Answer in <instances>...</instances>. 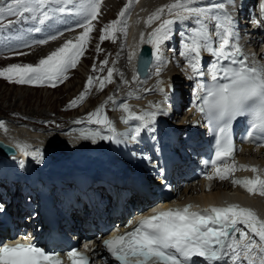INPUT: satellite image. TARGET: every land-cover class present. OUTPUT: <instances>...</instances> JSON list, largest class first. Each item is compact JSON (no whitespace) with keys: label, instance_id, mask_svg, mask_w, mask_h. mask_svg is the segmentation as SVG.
<instances>
[{"label":"snow or ice","instance_id":"6c2138e0","mask_svg":"<svg viewBox=\"0 0 264 264\" xmlns=\"http://www.w3.org/2000/svg\"><path fill=\"white\" fill-rule=\"evenodd\" d=\"M57 5H74L77 15L82 18L77 21V26L83 31L75 38L66 40L62 46L56 48L46 57L39 60L36 65L11 64L0 69V77L9 82L18 84L42 85L45 83L55 87L57 83L66 79V72L75 68L80 57L83 55L89 35L94 29L92 21L98 18L101 0H11L4 5L7 13L16 16L17 19H35V16L25 17L24 13H40V23L48 20L50 12H72V8L57 7L47 8L50 3ZM137 0H128L118 14L117 20L109 22L101 30L100 40L115 38L117 31L127 34V25L122 18H126L128 11ZM260 11L264 13V0L260 2ZM165 13L171 18H163ZM4 15L0 11V17ZM159 21L150 33H140V43L151 45V59L156 62V75L159 76L166 63L163 57L162 45L171 38L173 25L177 22L194 21L193 27L189 28L182 39L180 55L186 60L188 69L193 76L200 77L194 90L196 102L194 107L200 112L217 134L215 165L221 158L233 156L234 144L230 136L231 122L239 116L248 115L251 119L250 128L264 131V65H257L255 61H249L248 56L239 45V36L234 31V20L225 10L224 3L210 6H196V0H173L168 5L161 6L153 11L145 20L147 26ZM214 22V31L208 28V23ZM14 21L0 24V28L11 27ZM259 23V21H254ZM121 25L122 27H118ZM40 29L37 28L36 31ZM59 35H63L60 33ZM57 39L56 35L49 37ZM37 43L45 44L48 40H40ZM29 47L30 45H25ZM97 47V51H99ZM207 52L215 57V62L209 65L210 82L204 83V71L202 70V53ZM23 52H14L13 55H25ZM136 52L129 53L131 62ZM228 63L225 64L224 62ZM108 61L101 62L100 71ZM93 65V71H96ZM113 68L107 69V76L100 79L90 76L85 84V92L80 97L70 101L69 106H77V100H83L85 94L98 80L100 89L103 90L105 82L111 83ZM134 76L133 80H137ZM223 81V82H221ZM124 83H128L124 81ZM158 85L163 81L159 80ZM158 90L167 96L164 87ZM145 91H151L145 89ZM135 98L139 99V96ZM111 100V98H109ZM104 105L98 107L93 113L88 114V121L96 124H105L112 135L102 136L100 131L81 132L84 139L97 138L116 140L117 132L114 123L99 117ZM119 107L128 113L122 116L124 123L131 119L141 122L147 127L154 123L159 114L160 104L150 102V109L142 113H134L130 110L127 102ZM81 121H77L80 123ZM0 129L7 132L3 121H0ZM141 131L137 125L131 135L136 140ZM251 132L249 136H251ZM15 147L24 156L31 155L38 162L42 160V152L29 151L30 146L17 141ZM241 169H250L254 174L258 173L255 165H240ZM236 170L235 165L225 166L223 169L215 168L214 175L206 178L211 180L218 177L220 180L228 179L229 175ZM233 185H240L249 194L258 193L264 197V178L254 175L252 178L233 179ZM192 205L182 208L159 211L151 216L142 217L135 228L124 233H114L112 237L103 241L110 256L117 264H197L198 260L206 264H264V219H261L255 210L243 207L239 204L227 206H209L205 209L193 211ZM132 222H129V227ZM247 229L248 231H245ZM253 236L258 237L257 243ZM72 264H90L89 259L76 249L67 253ZM0 264H63L58 254L46 252L44 249L32 244H16L13 246L4 244L0 246Z\"/></svg>","mask_w":264,"mask_h":264},{"label":"bare ground","instance_id":"6f19581e","mask_svg":"<svg viewBox=\"0 0 264 264\" xmlns=\"http://www.w3.org/2000/svg\"><path fill=\"white\" fill-rule=\"evenodd\" d=\"M0 1H3V0H0ZM172 1L173 0H168V1H165V0H152V1L151 0H146V3L142 7H139V15L133 21L132 27H134L136 29L137 28L138 29L142 28L144 30H147V28L151 27V26L149 27V26H147L145 24V20L147 19V17L153 11H155L157 8H159L161 6H164V5H168V4L172 3ZM219 1L221 2L222 0H219ZM249 1H251V0H249ZM153 2L155 4H153ZM212 4H216V3H208V1H206V4H203V5L196 4V6H210ZM224 4H226L225 1H224ZM147 7H148V14L146 15L145 12H146V8ZM0 11H3L4 14L7 13V11H6V9H4V7H1ZM8 16L10 18V20H8V21H14V23H12L11 27L1 28L3 30L4 35L1 33L3 37H2V41H0V50H3L2 47L4 45L15 43V42H17L19 40V35H18L16 30L20 29V27L23 25V23L27 21V19H19L18 20L16 16H13V15H10V14H8ZM24 16L27 17L28 16L27 13H24ZM108 16H109V14L105 17V19ZM166 16H165V18H171L167 14H166ZM8 21L6 22V24L8 23ZM156 23H158V21L153 23V24H156ZM193 25H194V21L177 22L175 25H173L172 31H171V37L174 35L173 36L174 39L171 40V38H170L168 41H166L162 45V50L164 52L163 55L166 56V57L169 56L168 62H170V61L172 62V60L175 61V62L176 61H180L181 64H180L179 67L176 65L177 67L175 68V70L166 71L163 75H161V73H160V75L157 76L155 74L156 73V67H154L152 65L150 67V69H149V74H148V76L146 78L137 79V80H141L142 81V82L139 83V84H141L140 87H137L138 85L137 86H133L132 84L125 83L126 89L125 90L122 89L121 94L119 95V97H123L122 100L123 101L125 100V102H127L130 105V109L131 110L138 108L140 110V113H142L143 111L151 110L150 109V102H152V103H157L158 102L160 104V102L164 101V100L160 101V99L162 97L166 98L165 101L167 103H169V97H168L169 95L165 96L164 94H162L158 90L159 87H163V85L165 83L166 84L169 83V84L172 85V87L174 88L175 92H176V89L178 90V92H176V94L182 95L183 91L185 92V91L189 90L188 80H189L190 84H192L194 79L198 78L197 76H193L192 77L193 80H192V78L191 79L189 78V76L191 75V70L188 69L187 64L182 65L184 63V61H185V58L183 56L179 57L178 54H177L178 50L176 49L177 42L180 43V46L182 47V43L179 42V40L182 39V37H184L186 35L187 30L189 28L193 27ZM118 26H121V25H118ZM153 28H155V26L150 28L151 29L150 31H152ZM208 28L210 30L214 31V22H209L208 23ZM174 30H176L175 32H178L179 37H175L176 35L174 34ZM82 31H83V29H82ZM75 36L77 37V35H75ZM0 38H1V35H0ZM71 38L73 39L74 35L70 36V39ZM68 39H69V36L65 35V36L59 38L58 41L57 40L51 41V42H53V45H51L52 48L47 49V50L44 47V44L42 45V47L37 45L39 48L37 49L36 53H32V55H30V53H28L29 51H26V53H27L26 56H29L27 59L30 60V61H33L34 60L33 57H36V61L38 62V58H39L38 56L39 55L40 56L41 55L47 56L52 51H54L56 48L62 46L63 43L66 40H68ZM116 39H118L116 36H115V38H109V39H106V40H103V41H101V40L97 41L96 39H94L93 42L91 43V46L94 45L96 51H97V47H99V49H100L99 51H103L104 55H105V52L111 50V48L114 49V52L111 54L112 61L110 62V65L103 67V70L106 71V72H107L108 68H113L114 70H116L114 72V74H115L114 79H115L116 82H118V84H120L123 81V75H121L120 70H119L120 65H121V67L123 66L124 72H126V73H127L128 67L131 70V64L135 61V57L136 56L133 57L131 62L129 61L128 56H129V53H131V52H137V49H138L137 47L140 44V35H139V37L137 39L133 38L134 44H132V45H131V38L128 41L124 40L125 41V42H123L124 43V47H122L123 48L124 61H123L122 64H121V62H120V64L117 63V61L118 60L120 61V59H119L118 56H115V48H116L115 47V41H117ZM175 40H177V41L175 42ZM48 42L50 43V41H48ZM48 44H47V46H49ZM113 44H114V46H113ZM163 47H165V50H164ZM19 48H21V47H19ZM35 49H36V47H35ZM168 50H169V52L167 54L166 52ZM258 50H259V52L262 51L261 48H259ZM126 51L128 52V55H127ZM208 55H209V53H207V52L202 53V57L203 58L207 57ZM0 59H2V56H0ZM153 63H155L154 60H153ZM5 67H7V65ZM164 68H165V64L163 65V69ZM123 69L121 71H123ZM183 73L186 74V77H185L186 83L184 82L185 85L181 88L180 85H178V81L184 80ZM159 80L163 81L162 85H158L157 82ZM113 86H115V83H113V85L111 87H113ZM183 88H184V90H183ZM145 89H150L151 91H145ZM114 91H115V88L112 90V94H113ZM188 93H190V92H188ZM136 96H139L140 98L137 99V98H135ZM188 100H189L188 111L185 114H183V117L184 116L186 117L185 120L180 119L178 117V119H179L180 123L182 124V126L183 125H187L186 124L187 121L189 123L191 121L197 122V120H198V116H197L198 111L194 107L193 98L190 95L188 96ZM121 101H119V102H121ZM146 101L148 102L147 105L149 107L145 106L146 105L145 104ZM162 106H163V104H162ZM169 113H170L169 109H167L165 111V108L162 107L161 110H159V114H158L159 116L156 119V122L154 121V123L152 125L150 124V125H148L146 127L147 129L150 130V131L148 130L147 132L150 133V134L151 133H157V130H162L163 127L166 126V125H169L170 122H171L170 126H172V127L174 126V128H176L177 124L174 123L173 120L171 121V119L173 118V115H172V113L171 114H169ZM42 114H40V116ZM34 115L38 116L36 114V112H34L33 110L32 111L30 110L29 113L27 114V116H31L30 118H33ZM123 116H125V115H123ZM27 120H31V119H27ZM19 121H22V120H19ZM136 121H137V123L140 122L138 120H136ZM184 122H185V124H184ZM22 123L23 122L13 124V122H12V125L4 124L6 126V128H7V132H5L3 129H0V139L4 140L5 142H8V143L13 144L15 146V143L17 141H19L21 143L28 144L30 146L29 151H36L37 149H39L42 152V160L40 162H38L36 159H34L31 155L26 156L25 159H23V160L19 159L20 160V165H23L24 167L21 170H18V171H17V169L14 168L15 171H13V172H14V174H20L19 176L21 178L28 180V179H33V178L35 179V177L36 178L37 177H42L43 179H46L47 184H49V181H52L54 183L62 182V183L68 184V182H73V183H81L82 184V183H84L83 181L87 178V173L95 174L96 172L99 171V173L102 172L105 176L115 175V172H111V170L106 169V167H108V165H107L108 161H105L103 159L99 160V162L96 165L91 163V166H94V168H91L90 165H88V162H87V164L84 165V168H81V169H78V170L74 169V167H66L67 169H65V168L64 169L63 168L62 169H58V170L56 169V172H55L54 175H52V174L51 175L44 174L45 171H44V169L42 167L47 164L46 162L54 163L53 161L57 160L58 158H67V160L68 159H72L73 160L74 155L78 156L79 154H72L71 149L83 150V148H81V147H83L85 143H83L82 139L77 140L78 136L77 137L72 136V137H75V140H77V141L73 142L74 139H73V141H69L68 140V143H69L70 146L66 147V146L61 145L62 148H60V147H57V141H59V140L63 141V140L67 139L66 138L67 134L65 135L64 133H62L63 130L60 131L61 133L59 132V133H53V135H48V134H46V133H48V130L44 131L43 129H40V126H38L37 124H32V125H28V126H24V125L21 126ZM138 125H140L141 129H143V125H141L139 123H138ZM154 126H159V129H156L155 131H153L152 129H153ZM36 128L38 129L37 132H36V130H37ZM182 129L183 128H181L179 130L182 131ZM65 130L68 131V130H71V128H68V129H65ZM65 130H64V132H67ZM183 130H185V129H183ZM142 133L145 135V137H147L146 139H148V135L145 134L144 131H142ZM74 135H76V134H74ZM153 139H154V137L152 138V140ZM154 142L158 143V144H161V143L168 144L163 139H160L158 142L157 141H154ZM63 144H64V142H63ZM36 145L38 146L37 148H36ZM139 145H143V144H136L135 143V146H139ZM54 147H57V148H55L53 150H50L51 148H54ZM16 149H17L18 152H21L18 148H16ZM59 151L62 152V153L60 154ZM89 151H91V150H89ZM250 151L251 150L249 149L248 153H237L235 155L234 160H236V162H235L236 170L234 172H232V173H238V175L240 177H243V178H245V177L252 178V177H254V175H257V174L261 175V177L264 178V175L261 172H258L256 174H254L250 169H241L239 167L240 165H251L250 164L251 163V156H254L256 158V155L251 153ZM104 153H106V152H104ZM99 154H100L99 156H101V157L103 156L102 153L99 152ZM258 156H259V158H258L259 160H263L264 159V153L258 154ZM142 159H143V157L140 158V160H142ZM8 164L9 163H7V161L3 160L2 163L0 164V168L4 167V165L7 166ZM97 165H99L101 167V169L97 168L96 167ZM13 166L16 167V168L18 167V165L15 162L13 163ZM118 166L119 167H118V170L116 172H123L125 170L124 166H121L120 164ZM110 167L111 166L109 165L108 168H110ZM74 170L76 172H78V171L79 172L76 173V172H74ZM214 172H215V169L213 171H211V174H209V175H214ZM232 173L230 174V178L231 179H236L233 176ZM206 180H207V178L191 179V182H196L194 184V186H192L190 188V190H189V192H190L189 195H192L191 199H195V205H193L194 207H197V206L202 207L205 204L204 200H206V201H210L211 200L213 202V201H215L214 198L218 197L222 193L226 197L232 196V199H234V198H236L238 200H240V199L242 200L243 199L245 204H246V206L249 207V208H252L253 210H255L256 213H257V210H259L260 213H262V211H264V197L260 196L258 193L249 194L248 191L246 189H244L243 187H241L240 185H235L234 186L233 183H232V180L231 181H228V180L224 181L225 179L224 180H220L219 179L221 182H215L214 188L212 187L210 189L211 191H209V192L207 191L206 192L204 190V188L206 186V183H205ZM66 181H68V182H66ZM201 190H203L202 191L203 193L200 194L199 192H201ZM182 193H185V190H180V194H182ZM6 196L7 195H4V197H6ZM118 197L120 198L121 201H123L122 197H120V196H118ZM183 200L186 201V202L185 203H180V204L184 205V206L188 205L185 195H183ZM163 206H165L167 208L169 207V205L165 204V203L163 204ZM146 213H149V211L147 210ZM9 234L10 233H8V232L6 233V235H9ZM253 238L256 240L257 243H260L258 237L255 238L253 236Z\"/></svg>","mask_w":264,"mask_h":264},{"label":"rangeland","instance_id":"374dc122","mask_svg":"<svg viewBox=\"0 0 264 264\" xmlns=\"http://www.w3.org/2000/svg\"><path fill=\"white\" fill-rule=\"evenodd\" d=\"M165 1H168V0H165ZM10 2H11V0H8L5 2H0V8L3 7L4 5L10 3ZM107 3L111 7L117 6L118 4H119V6L115 7V8H111L110 11H108L106 13V15L101 14V16H103V20H100L96 24H93L94 29L89 35V41L86 44L83 55L80 57L76 67L70 68L65 74L67 78L63 79L62 82L57 83V85L55 87H52L48 83H45L42 85L18 84V83L9 82L4 77H0V121H3L4 124L12 125L13 120L18 122L19 120H23V119L24 120L31 119L30 121L23 122L21 124V126H23V125L28 126V125H32V124H37L38 126H40V129H43L44 131L48 130V133H46L48 135H53V133H59L61 130H63L62 133H64L65 135L67 134V136H66L67 139L63 140V141H60V140L57 141V147L62 148L61 145L66 146V147L70 146L68 143V140L73 141V139H74L73 142L80 140L82 138L81 132H89V130L87 128L95 129L96 131L97 130L100 131L101 129H103V130L107 129V125H105V124H96L94 122H89L87 119L88 114L93 113L101 105H104V107L101 109L99 117L101 119H103L105 114H106L107 119L111 120L115 125H118L117 124L118 120L115 121L116 116H118L117 119H120V117H122L123 115H125V116L128 115V113H125L119 107V105L121 103H124L125 101L117 102V97L121 94L122 89L123 90L126 89L125 83L123 81H128L129 84H132L131 73H129L131 70L128 67L129 71L127 70V73L124 72L123 66L121 67V65L119 68L121 75H123V81L120 83L121 85L118 84V82H116L114 79V77H115L114 72L116 71V70H114L112 82L111 83L105 82L103 90L100 89V85H99V82L97 80L94 82V84L88 90V92L85 94L84 99L82 101L77 100V106H75V107L69 106L70 101L80 97L81 93L85 92V84H86V82L90 76L97 77L100 79H102V77L104 78L107 76L106 71H104V70L100 71L99 69L101 68V62L102 61L107 60L108 63L105 66L110 65V62L112 61L111 54L114 52V49L111 48V50L105 52V55H104L103 51H96L94 45L91 46V43L93 42L94 39H96L97 41L100 40L101 30L105 27V25H108L109 22H111L113 20H117V18H118V17L114 18L113 13L118 16L121 9H123L124 5H125L124 0H108ZM153 4H155V3L153 2ZM122 5H123V8H122ZM112 11H113V13H112ZM100 13H101V11L99 12L98 16H100ZM108 14H109V16L105 19V17ZM8 20H10L8 13H6L2 17H0V23L1 24L2 23L6 24V22ZM16 31L18 32V29ZM175 31L176 30H174V34L176 35ZM74 32H77V33L73 34L74 35L73 40H75V38H76L75 35L78 36L82 32V29L70 32V34H72ZM1 33L4 35L3 30L0 28V35H1L0 41H2V37H3ZM19 33L22 35V37L19 38V40L17 42L11 43V44H6L2 47L3 50H0V56H2V59H0V69H3V68H5L6 65L9 66L11 64H20V65L32 64V65H36L40 59L46 57L44 55H41V56L39 55L38 56L39 57L38 62L36 61V57H33L34 58L33 61L28 60L27 58L29 56H26V54H27L26 51H29L28 53H30V55H32V53L37 52V49L39 48L38 46L42 47L43 44L36 43V44L30 45L29 47L19 48V47L24 46L25 44L28 43L24 34H23L22 28H21V30L19 29ZM115 36L118 38V39H116L117 41H115V47H116L115 48V56H118L120 59V61L118 60L119 62L117 61V63L120 64V62H121V64H122L124 61L123 48L122 47H124V43H123L124 39L123 38H125V36L123 37V31L122 30L117 31L115 33ZM173 36L171 37V40L174 39ZM69 39H70V36H69ZM177 40H175V42ZM179 42H181V41H179ZM48 43L44 44V47L46 48V50L52 48L51 45H53V42H51V41H50L51 44L50 43L48 44ZM47 44L49 46H47ZM113 46H114V44H113ZM179 46H180V43L177 42V47H179ZM35 47H36V49H35ZM177 47H176V49H177ZM163 48L165 50V47H163ZM14 52H23L26 54L25 55H13ZM168 52H169V50L166 53L168 54ZM179 57H180V55H179ZM94 64L96 65V68H97L96 71H93V65ZM105 66H103V67H105ZM176 67H177L176 65H173L171 68H168L167 65L165 64V68L161 71V75H163L166 71L175 70ZM122 69H123V71H121ZM135 82L140 83L142 81L141 80H135ZM113 83H115V86L111 87L113 85ZM183 83H184V80L178 81V84L180 85L181 88L183 87ZM139 85H141V84H138V86ZM114 88H115V91L112 94V90ZM184 88H183V90H184ZM179 96L181 97L182 103L184 104L185 102L183 101V99H184L183 95L176 94L177 99H179ZM109 98H111V100ZM162 100H164L163 102L165 104H167V102L165 101L166 98L162 97L160 99V101H162ZM164 103H160L161 105L163 104V108H164ZM183 104H181L176 110L170 111V113H169V114L172 113L173 117L176 116V120H178V121H175V122L177 124V128L180 127L179 129L186 126V125L182 126V124L180 123V121L178 119V117L180 119H183V120H185V118H186L185 116L183 117V114H185L186 112H184V110L183 111L181 110V107L183 106ZM30 110L31 111L33 110L34 112H36V114L38 116L34 115L35 117L33 116V118H30L31 116H27V114L29 113ZM133 110H131V111L133 112ZM166 110L167 109H165V111ZM185 110L188 111L187 108ZM40 114H42V115L40 116ZM158 116L159 115H157L156 117L158 118ZM77 121H81V122L77 123ZM138 123L141 124V122H138ZM138 123L136 120H134L131 123V132L133 131V129L136 128ZM13 124H15V123L13 122ZM184 124H185V122H184ZM70 125L73 126L71 128V130L67 131V130L63 129L64 127H67ZM74 125H78V126H74ZM54 127H60L62 129H54ZM153 129H159V126H154ZM64 130L67 132H64ZM141 130L143 131V129H141ZM37 131H38V129L36 130V132ZM74 134H76V135H74ZM72 136H75V137L78 136L77 140H75V137H72ZM63 142H64V144H63ZM166 142L168 143L167 140H166ZM97 143H99V142H97ZM102 143L106 144L105 139H104V141H102ZM37 147L38 146L36 145V148ZM57 147H54V148H57ZM71 151H72V154H74V153L80 152L81 150L80 149L79 150L71 149ZM90 152H91V154H87L86 157L91 156V158H96V160L103 159V158H100L101 156H99L100 151L97 150V151H93V152L90 151ZM104 152H106V153H104ZM107 152H108V148H105L100 153L105 155V154H107ZM59 153L61 154L62 152L59 151ZM114 157L116 159L118 158L117 156H114ZM140 158H142V157H140ZM58 159L67 163V166H65V167H74V163H75L76 164L75 166H77V167H79V169H81V168H84V165L87 164V162H88V165H90L91 168H94V166H91V163L89 161V159H90L89 157L87 160H84V159H83L84 161L81 160L80 164H78L77 161H75L74 159L73 160L72 159L67 160V158H58ZM137 159H139V158H137ZM46 163H51V162H46ZM119 164L122 165V163L117 162L116 166H118ZM50 165H51L50 168L53 169L52 166H54L55 164L51 163ZM107 165L109 167L110 164H107ZM96 167L101 169V167L99 165H97ZM108 167H106V169L110 170V168H108ZM118 167L114 171H111V172H116L118 170ZM14 168L16 169V167H14ZM58 169H62V167L57 166V170ZM44 171H45L44 174L51 175L50 170H48L47 168L44 169ZM78 172H76V173H78ZM18 175H20V174H18ZM245 264H246V262H245Z\"/></svg>","mask_w":264,"mask_h":264},{"label":"water","instance_id":"95a60500","mask_svg":"<svg viewBox=\"0 0 264 264\" xmlns=\"http://www.w3.org/2000/svg\"><path fill=\"white\" fill-rule=\"evenodd\" d=\"M143 51L144 52L140 57L139 66H138L139 71H141L142 74H144L145 65L149 59V48H145ZM165 90H168V86H165ZM136 113H139V111L136 110ZM0 153L5 157H17L19 155V152L17 151L15 146L1 139H0Z\"/></svg>","mask_w":264,"mask_h":264}]
</instances>
